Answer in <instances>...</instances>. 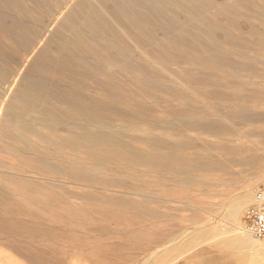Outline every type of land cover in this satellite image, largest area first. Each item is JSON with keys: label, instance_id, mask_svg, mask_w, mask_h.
<instances>
[{"label": "rangeland", "instance_id": "374dc122", "mask_svg": "<svg viewBox=\"0 0 264 264\" xmlns=\"http://www.w3.org/2000/svg\"><path fill=\"white\" fill-rule=\"evenodd\" d=\"M262 176L264 0H0V264H264Z\"/></svg>", "mask_w": 264, "mask_h": 264}, {"label": "built area", "instance_id": "2783aa9c", "mask_svg": "<svg viewBox=\"0 0 264 264\" xmlns=\"http://www.w3.org/2000/svg\"><path fill=\"white\" fill-rule=\"evenodd\" d=\"M244 231L257 239L264 241V189H259L255 193L254 204L244 213Z\"/></svg>", "mask_w": 264, "mask_h": 264}, {"label": "bare ground", "instance_id": "6f19581e", "mask_svg": "<svg viewBox=\"0 0 264 264\" xmlns=\"http://www.w3.org/2000/svg\"><path fill=\"white\" fill-rule=\"evenodd\" d=\"M39 89V88H38ZM38 89H37V91H38ZM39 92H41V90H39ZM42 93V92H41ZM22 95V94H21ZM24 95V94H23ZM5 116V115H4ZM133 158V157H132ZM149 158V157H148ZM151 162V161H150ZM123 163V162H122ZM204 177V176H203ZM19 180V179H18ZM257 182V181H256ZM258 184H264V176H262L261 178H259V181H258ZM252 187L247 191V198H246V200H245V202H244V204L246 203V204H248L250 201V199H252L251 197H252ZM249 196V197H248ZM253 203H254V200L252 199V201L250 202V205H253ZM249 207V206H248ZM244 205L242 206V207H239V208H236V209H229V210H227V212H226V214H225V216L227 217V218H230L231 220H233V221H236V216H238V215H240L241 213H242V211L244 210ZM247 209V208H246ZM242 216V215H241ZM238 219V218H237ZM239 220V219H238ZM238 220H237V222H238ZM212 234V233H211ZM230 234H232V233H230ZM219 238V237H218ZM211 241V240H210ZM236 246V245H235ZM194 250V249H193ZM206 250V249H205ZM255 252V251H254ZM185 253V252H184ZM157 254V253H156ZM178 257V256H177ZM222 257V256H221Z\"/></svg>", "mask_w": 264, "mask_h": 264}]
</instances>
